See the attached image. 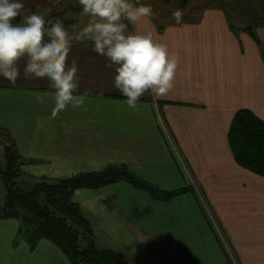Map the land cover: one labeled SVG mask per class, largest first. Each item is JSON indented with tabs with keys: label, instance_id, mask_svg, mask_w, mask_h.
<instances>
[{
	"label": "crops",
	"instance_id": "0c3cea01",
	"mask_svg": "<svg viewBox=\"0 0 264 264\" xmlns=\"http://www.w3.org/2000/svg\"><path fill=\"white\" fill-rule=\"evenodd\" d=\"M47 1L21 0L22 11ZM134 30L151 32L178 61L169 92L145 93L136 111L114 87L106 58L83 45L69 59L79 91L89 93L86 110L69 107L52 119L51 102L34 97L48 91L46 78H0V127L23 159L19 177L32 186L38 177L124 164L162 190L189 187L160 202L119 181L76 189L72 200L97 244L129 264H264V176L238 165L227 141L239 109L264 120V27L257 43L211 6L194 23L159 30L147 17ZM0 264L71 262L47 239L31 249L18 221L0 215Z\"/></svg>",
	"mask_w": 264,
	"mask_h": 264
},
{
	"label": "clouds",
	"instance_id": "9594fccd",
	"mask_svg": "<svg viewBox=\"0 0 264 264\" xmlns=\"http://www.w3.org/2000/svg\"><path fill=\"white\" fill-rule=\"evenodd\" d=\"M73 5L79 7L81 19L68 28L64 19L22 13L21 0H0V78L13 84L21 75L46 78L48 91L34 93V97L39 103L51 102L52 119L69 107L86 110L89 93L79 91V68L69 59L73 47L83 45L106 58L114 71V87L133 111L138 110L145 93L164 96L169 92L177 58L151 32L134 30L153 14L150 4L142 0H73ZM183 15L179 8L172 12L177 24ZM17 17L22 19L16 22Z\"/></svg>",
	"mask_w": 264,
	"mask_h": 264
},
{
	"label": "trees",
	"instance_id": "16d2710c",
	"mask_svg": "<svg viewBox=\"0 0 264 264\" xmlns=\"http://www.w3.org/2000/svg\"><path fill=\"white\" fill-rule=\"evenodd\" d=\"M257 1V8L252 9L248 4L246 9L245 15L250 20L243 21L240 28L233 24L230 27L233 31L242 29L259 43L253 28L264 27V0ZM242 2L244 6L247 3ZM20 18L17 17L16 22ZM8 139L3 149L5 163L0 164V178L5 190L1 216L18 221L19 233L31 249L41 239H47L66 255L71 264H129L115 251L97 244L89 222L72 200L76 189H97L125 181L160 202H168L190 190L189 187L162 190L134 174L124 164H111L98 171L80 172L65 178L40 177L25 190L17 181L23 159L14 142L10 137ZM227 141L238 165L264 176L263 119L250 109H239L231 120Z\"/></svg>",
	"mask_w": 264,
	"mask_h": 264
},
{
	"label": "rangeland",
	"instance_id": "374dc122",
	"mask_svg": "<svg viewBox=\"0 0 264 264\" xmlns=\"http://www.w3.org/2000/svg\"><path fill=\"white\" fill-rule=\"evenodd\" d=\"M143 3L150 4L153 9V14L148 17L150 21L154 24L158 25V29L161 30L162 27H165L169 24H177L172 17V12L179 8L184 12L182 22L194 23L201 19L202 11L204 10L205 5H209L212 7H218L224 13V17L226 19L227 24H233L236 28H240L243 21L250 20L246 13V9L248 4L252 9L257 8L258 1L257 0H244L245 6L241 4L242 0H186V3H183V0H142ZM243 3V2H242ZM220 4V5H219ZM234 4H236L234 6ZM247 5V6H246ZM208 6V7H209ZM30 12H39L45 16V19H64L65 26L71 28L73 24L80 22L79 7L73 5V0H48L47 3L43 6H35L30 7L26 11H22V13H30ZM22 19V17L20 18ZM19 22V21H18ZM181 22V23H182ZM256 29L253 28V31L256 34ZM240 31L233 32H243L242 29ZM4 81V80H1ZM0 81V83H1ZM5 82V81H4ZM8 133L6 130H3L0 127V164L5 163L4 159V145L8 143ZM40 178V177H38ZM37 178V179H38ZM26 179V180H25ZM28 178L18 177L17 181L19 185L25 189H30V184L28 183ZM37 179H33V182ZM4 185L2 179L0 178V207L4 201ZM1 215V214H0ZM234 259V257H233Z\"/></svg>",
	"mask_w": 264,
	"mask_h": 264
}]
</instances>
